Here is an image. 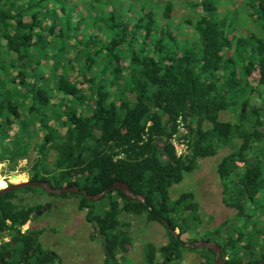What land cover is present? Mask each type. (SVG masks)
Segmentation results:
<instances>
[{"label": "trees", "instance_id": "1", "mask_svg": "<svg viewBox=\"0 0 264 264\" xmlns=\"http://www.w3.org/2000/svg\"><path fill=\"white\" fill-rule=\"evenodd\" d=\"M219 5L188 2L184 22L192 35L185 36L165 21L170 3L160 23L154 0H0V163L34 151L32 181L76 185L90 195L121 181L145 198L136 202L116 189L103 196L107 201L97 212L96 202L81 193L61 196H78V210H86V221L104 235V264L119 254L124 259L131 244L121 214L144 216L165 229V245L145 248L146 264H154L156 252L163 264L181 260L184 243L198 241L184 242L182 235L196 228L199 207L192 193L172 201L169 188L227 145L233 149L216 171L222 202L234 217L214 235L225 264H260L263 258L264 0H240L259 29L239 37H230L237 16L220 17ZM224 111L237 123L221 121ZM178 117L188 131L184 158L171 144ZM17 192L1 194L0 232L25 225L41 208L23 198L15 204ZM164 221L179 229L178 237ZM17 241L34 247L32 264H60L37 238L26 233ZM201 250L199 264H214V252ZM5 262L18 264L13 257Z\"/></svg>", "mask_w": 264, "mask_h": 264}, {"label": "rangeland", "instance_id": "2", "mask_svg": "<svg viewBox=\"0 0 264 264\" xmlns=\"http://www.w3.org/2000/svg\"><path fill=\"white\" fill-rule=\"evenodd\" d=\"M158 7L155 9V14L158 16L160 23L164 22L162 13L166 3L171 4V18L165 20L173 26L174 34H182L191 36V28L185 24V20L190 16L188 2L192 0H154ZM220 17L236 15L233 18L232 36H245L249 32L258 31V26L248 18L245 11L241 10L240 0H220L219 5ZM237 21V22H236ZM256 77V74H255ZM257 102V101H256ZM245 109V107H244ZM221 121H228L237 123V119L231 111H224L220 113ZM209 127L208 124L204 125ZM240 139L235 138L234 146L239 145ZM233 148L230 146L219 147L216 155L200 160L198 169L192 173H185L180 183L172 185L169 188L170 199L176 200L182 194L192 193L194 201L198 204L199 221L195 227L191 229L190 236L188 234L182 235V240L187 242L188 238H196L198 240L209 239L210 242H216L217 238L214 235L219 226L234 217V211L227 208L222 202V190L219 188V177L217 175V166L223 156L230 153ZM36 153L31 152L25 159L17 160L14 163L5 162L0 163V182L4 186L9 182H20L28 179L31 176L33 164L35 162ZM54 161V155L51 153L47 156L46 163L51 165ZM38 171L42 174L41 168ZM11 175H17L23 179H12ZM44 175V174H43ZM39 192V190H36ZM19 196L24 194L19 190ZM77 196L67 197H53L43 196L39 200H30L29 204H43L49 202L53 205L62 208L47 212L43 214L42 220L48 221V225L43 230H36L39 232L37 241L42 249L51 250L57 255L60 264H104L105 251L102 246L100 233L94 229V224L86 221V210H78ZM107 199H98L94 205L97 212L103 209L104 203ZM49 218V219H48ZM52 218V219H50ZM120 219L123 222L129 223V234L132 238L131 244L127 246L128 253L125 254L124 259L120 257L113 260L110 264H146L145 262V248L148 244H153L155 247H161L168 241L165 229L160 226L161 233H158L151 226H143L141 219L133 217V215L121 214ZM233 224L224 228V232L230 233L233 229ZM39 226H35L37 229ZM179 232V229H175ZM42 232V233H41ZM41 234V235H40ZM219 243L222 241L219 240ZM188 248V247H186ZM183 249L182 259L170 264H199L203 261L201 249ZM164 257L160 252L155 253L154 264H163Z\"/></svg>", "mask_w": 264, "mask_h": 264}, {"label": "flooded vegetation", "instance_id": "3", "mask_svg": "<svg viewBox=\"0 0 264 264\" xmlns=\"http://www.w3.org/2000/svg\"><path fill=\"white\" fill-rule=\"evenodd\" d=\"M30 177L31 176H28L27 180L32 181V180H30ZM37 181L47 182V181H42V180H37ZM7 182H8L7 185L12 183V182H9L8 180H7ZM47 183H49V182H47ZM27 188H29V187L21 188V189L14 190V191L17 192L19 190L21 191L22 189H27ZM32 188H40L41 190H39V192H37L36 190H22L21 192L24 194V196H19L16 194L17 198H14L13 202L15 204H20V202H19L20 198H23L24 202H29L30 200H39V199L43 198V196H45V195L46 196H53V197L63 196V195L50 194V193L46 192L41 187H32ZM2 202H3V199H1V194H0V206H1ZM56 207H57V209L62 208L60 206L53 205L49 202H45V203L41 204L40 210L36 211L35 213H33L30 216V220L27 221V223H26L27 226L23 225V226L18 227L16 225H14L13 228L11 227V228H8V230L0 232V249L2 252V257L0 259L1 264H6L5 261L6 260L9 261L12 257L14 258V262L15 263L18 262V264H32L33 263V261L35 260V258H34L35 257L34 247L29 249L28 243L22 244V243L18 242L17 239H20V237L26 233L29 234L32 238H38L39 232H34V231L43 230L49 224L48 221H46L47 219H45L44 221L42 220L43 214L55 210ZM50 219H52V218H50ZM8 224L9 225L11 224L10 221H8ZM35 226H39V227L37 229H35ZM36 233H38V234L36 235ZM99 237H100V235H99ZM43 250H45V249H43ZM22 251H23V255H22L23 258H22L21 262H19L20 253ZM45 251H48V252L54 254V252H52L51 250H45ZM127 253H128V250L125 254H127ZM125 254H124V256H125ZM120 256L121 255L119 254L118 258ZM46 264H48V263H46Z\"/></svg>", "mask_w": 264, "mask_h": 264}, {"label": "water", "instance_id": "4", "mask_svg": "<svg viewBox=\"0 0 264 264\" xmlns=\"http://www.w3.org/2000/svg\"><path fill=\"white\" fill-rule=\"evenodd\" d=\"M11 178L15 179V178H17V175H11ZM26 187H41L46 192L53 194V195H63V194L68 193V192L81 193L85 196V198L89 202H93V201H96L98 199H101L108 192L118 189L123 195H125L129 199H133L136 202H144L145 201L144 196L134 194L131 191V189L127 186V184H125L121 181H116L110 188L104 190L101 193L90 195L86 192V190H80L76 185L63 186L61 188H54L47 182L29 181L26 179L25 181L10 183L9 185H6V186L0 188V194L6 193V192H11V191L18 190L21 188H26ZM163 223H164L165 227L167 228V230L172 235H174L175 237H178V232L175 229L171 228L167 221H164ZM96 232L100 233V229L96 228ZM103 237H104V235L101 234L100 238L103 239ZM184 246L191 247L194 249H201V248L210 249L212 252H214V258H215L214 264H225L226 258L222 254L223 248L221 246H219L216 242L198 240V241L194 242L193 244L192 243H184ZM103 249L106 253V249L105 248H103ZM260 264H264V251H263V258H262Z\"/></svg>", "mask_w": 264, "mask_h": 264}, {"label": "built area", "instance_id": "5", "mask_svg": "<svg viewBox=\"0 0 264 264\" xmlns=\"http://www.w3.org/2000/svg\"><path fill=\"white\" fill-rule=\"evenodd\" d=\"M176 130V134L171 138V144L174 147L176 156L184 158L189 153V148L188 139L186 138L188 131L182 117H178L176 120Z\"/></svg>", "mask_w": 264, "mask_h": 264}, {"label": "crops", "instance_id": "6", "mask_svg": "<svg viewBox=\"0 0 264 264\" xmlns=\"http://www.w3.org/2000/svg\"><path fill=\"white\" fill-rule=\"evenodd\" d=\"M199 164H200V161H199ZM198 169V168H197ZM196 170V169H195ZM195 170L193 171V172H195ZM192 173V172H191ZM219 188H220V190H222V185H221V183H220V181H219ZM133 217H135V218H138V219H141L140 221H142L141 223L143 224V226H151L152 228H154L158 233H161V231L162 230H160L161 228H160V226L157 224V223H155V222H147L146 221V219H145V217L144 216H135V215H133ZM25 226H27V224L25 225ZM131 227V226H130ZM132 228V227H131Z\"/></svg>", "mask_w": 264, "mask_h": 264}]
</instances>
